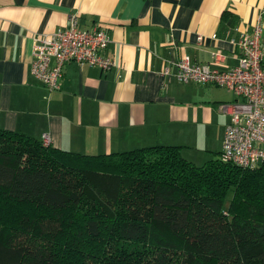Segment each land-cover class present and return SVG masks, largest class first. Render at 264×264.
Listing matches in <instances>:
<instances>
[{
	"label": "crops",
	"instance_id": "crops-1",
	"mask_svg": "<svg viewBox=\"0 0 264 264\" xmlns=\"http://www.w3.org/2000/svg\"><path fill=\"white\" fill-rule=\"evenodd\" d=\"M73 14L79 28L108 32L103 53L115 64L102 71L66 63L60 88L49 91L30 72L33 38ZM259 22L264 0H0V129L45 133L51 146L82 154L180 145L185 158L204 164L219 157L239 98L178 82L174 63L188 55L229 69L234 39Z\"/></svg>",
	"mask_w": 264,
	"mask_h": 264
},
{
	"label": "trees",
	"instance_id": "trees-1",
	"mask_svg": "<svg viewBox=\"0 0 264 264\" xmlns=\"http://www.w3.org/2000/svg\"><path fill=\"white\" fill-rule=\"evenodd\" d=\"M82 154L0 129V264H264V161Z\"/></svg>",
	"mask_w": 264,
	"mask_h": 264
},
{
	"label": "built area",
	"instance_id": "built-area-1",
	"mask_svg": "<svg viewBox=\"0 0 264 264\" xmlns=\"http://www.w3.org/2000/svg\"><path fill=\"white\" fill-rule=\"evenodd\" d=\"M264 26L255 23L234 39L237 49L235 66L219 70L209 63H200L184 55L175 61V77L180 83L210 84L232 91L238 98L230 109L225 127L220 158L243 168H252L264 161ZM30 72L49 91L61 86L64 66L75 61L109 70L115 62L103 51L110 35L103 27L81 29L77 15L49 34L33 38ZM164 73L167 69L164 67ZM44 145L50 144L42 134Z\"/></svg>",
	"mask_w": 264,
	"mask_h": 264
},
{
	"label": "rangeland",
	"instance_id": "rangeland-1",
	"mask_svg": "<svg viewBox=\"0 0 264 264\" xmlns=\"http://www.w3.org/2000/svg\"><path fill=\"white\" fill-rule=\"evenodd\" d=\"M206 156V155H205ZM206 158V157H205ZM203 161H201V163H202Z\"/></svg>",
	"mask_w": 264,
	"mask_h": 264
}]
</instances>
